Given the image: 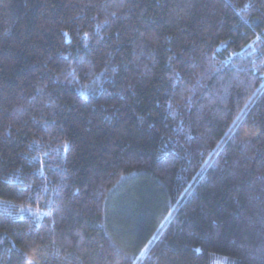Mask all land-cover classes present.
I'll use <instances>...</instances> for the list:
<instances>
[{
  "label": "trees",
  "instance_id": "obj_1",
  "mask_svg": "<svg viewBox=\"0 0 264 264\" xmlns=\"http://www.w3.org/2000/svg\"><path fill=\"white\" fill-rule=\"evenodd\" d=\"M0 264H264V0H0Z\"/></svg>",
  "mask_w": 264,
  "mask_h": 264
}]
</instances>
